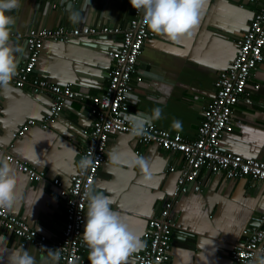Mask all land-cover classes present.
<instances>
[{"label": "crops", "instance_id": "1", "mask_svg": "<svg viewBox=\"0 0 264 264\" xmlns=\"http://www.w3.org/2000/svg\"><path fill=\"white\" fill-rule=\"evenodd\" d=\"M260 1L208 0L203 18L190 36L172 42L156 34L146 40L137 60L138 72L131 79L128 113L143 118L160 108L162 117L152 123L194 139L202 110L214 97L213 82L234 58L235 40L248 29ZM56 3L52 8L49 0H20V7L7 13L14 18L10 31L25 32L36 26L124 27L133 10L130 0ZM69 4L81 13V22L69 21ZM120 41L121 35L112 33L71 36L65 42L46 39L31 77L71 82L74 89L100 93L114 63L107 52L118 47ZM9 44L18 49L14 56L16 62L20 61L26 55L22 39H12ZM246 90L233 110L232 131L223 134L219 143L243 157L264 160V48L263 60L250 75ZM51 97L50 92L37 93L29 86L0 87V147L44 172L43 178L35 181L8 162L15 180L14 202L4 209L52 239L60 235L65 217L64 200L55 180L64 186L70 183L83 131L89 128L92 117L88 98L73 100L45 128L35 125L20 138L12 139L11 132L26 119L40 120L48 112ZM110 154L120 162L111 163ZM181 164L180 153H170L154 143L140 144L132 135L116 132L111 135L105 161L92 187L113 199L112 210L144 244L147 219L169 198ZM170 215L175 227L167 264H231L232 244L243 240V230L256 228L264 216V183L248 177L213 175L201 191L190 190L175 199ZM21 248L35 264H60L54 255L41 253L32 245L22 246L15 234L0 224V264H9L12 251ZM88 254L85 246V264H90ZM128 264H135L131 255Z\"/></svg>", "mask_w": 264, "mask_h": 264}, {"label": "built area", "instance_id": "2", "mask_svg": "<svg viewBox=\"0 0 264 264\" xmlns=\"http://www.w3.org/2000/svg\"><path fill=\"white\" fill-rule=\"evenodd\" d=\"M77 1L79 0H70V3ZM49 2L52 8L57 7L56 0ZM107 33L120 34L121 41L118 47L107 52L114 63L106 73L107 85L102 92L89 94L87 88L74 89L71 82L58 83L36 75L31 77L41 55L44 40L65 42L71 36ZM155 35L143 25L141 14L134 8L124 27L36 26L29 27L25 32L10 31L9 43L12 39L21 38L26 50V55L16 62L17 75L10 85L17 88L29 86L34 92L47 91L52 94L48 112L40 120L26 119L11 132V138H20L35 125L45 128L60 117L64 106L73 100L88 98V110L92 117L89 128L83 131L84 138L80 145L76 170L69 178L70 183L64 186L60 180H55L59 194L64 200L65 216L58 237L49 238L0 207V224L13 232L22 246L32 245L41 253L54 255L60 264H85L82 234L87 199L84 194L88 185H93L105 161L111 135L116 132L130 134L128 118L131 115L128 109L133 90L131 79L138 72L137 60L144 43ZM235 45L234 58L227 69L218 72L213 82L214 97L202 110V119L194 139H187L178 132L160 129L152 122L147 126L146 135L135 137L140 144L154 143L170 153H180L182 157V164L177 168L179 170L177 182L169 198L147 219L142 234L145 240L144 247L131 254L135 264H167L175 227L170 210L173 201L182 194L190 190L201 191L213 175L223 174L228 178L248 177L254 182L264 183V160L243 157L224 149L219 143L223 134L232 131L235 105L247 93L246 83L263 60L264 0L260 1L248 29L237 37ZM258 86L259 84L254 85L255 88ZM8 146L12 148L13 143H9ZM0 153L9 163L25 172L30 179L40 181L43 178V171L30 167L9 151H3L0 147ZM85 155H90L94 162L89 169L81 171L78 164ZM243 236V240L231 246V264H258L259 259L264 257V216L256 228L244 229Z\"/></svg>", "mask_w": 264, "mask_h": 264}, {"label": "clouds", "instance_id": "3", "mask_svg": "<svg viewBox=\"0 0 264 264\" xmlns=\"http://www.w3.org/2000/svg\"><path fill=\"white\" fill-rule=\"evenodd\" d=\"M131 6L141 14V22L157 35L165 36L172 42H179L190 36L199 26L208 4V0H130ZM20 7V0H0V87H8L17 75L14 49L9 44L11 26L14 18L7 14ZM66 11L71 23L81 22V13L74 11L71 4ZM162 117V109H153L150 116L128 118L130 134L133 137L147 134V126L153 120ZM177 126L178 123H177ZM143 163L142 158H138ZM109 161L119 163L109 155ZM90 155L83 156L78 164L81 171L93 165ZM12 168L6 159L0 156V207L11 208L14 202L15 180ZM87 199L86 222L82 239L89 249L90 264H128L130 255L144 247L140 238L129 231L119 214L112 210L113 199L102 192L94 191L88 185L85 192ZM9 264H35L34 258L27 251L14 249L9 256ZM258 264H264V257Z\"/></svg>", "mask_w": 264, "mask_h": 264}]
</instances>
